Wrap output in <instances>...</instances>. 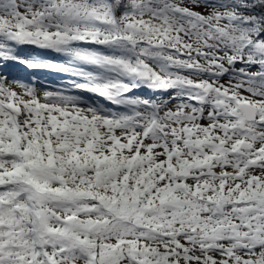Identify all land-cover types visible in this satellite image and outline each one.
I'll return each instance as SVG.
<instances>
[{
    "label": "snow or ice",
    "instance_id": "1",
    "mask_svg": "<svg viewBox=\"0 0 264 264\" xmlns=\"http://www.w3.org/2000/svg\"><path fill=\"white\" fill-rule=\"evenodd\" d=\"M0 264H264V0H0Z\"/></svg>",
    "mask_w": 264,
    "mask_h": 264
}]
</instances>
